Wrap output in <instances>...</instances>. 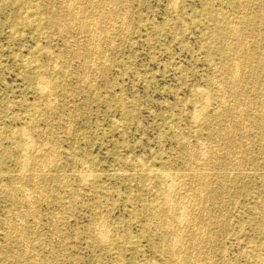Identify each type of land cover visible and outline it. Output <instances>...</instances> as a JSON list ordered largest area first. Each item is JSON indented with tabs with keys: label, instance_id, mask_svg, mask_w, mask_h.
<instances>
[{
	"label": "rangeland",
	"instance_id": "rangeland-1",
	"mask_svg": "<svg viewBox=\"0 0 264 264\" xmlns=\"http://www.w3.org/2000/svg\"><path fill=\"white\" fill-rule=\"evenodd\" d=\"M70 1L0 0V264H264V0H101L106 9L100 0Z\"/></svg>",
	"mask_w": 264,
	"mask_h": 264
},
{
	"label": "bare ground",
	"instance_id": "bare-ground-1",
	"mask_svg": "<svg viewBox=\"0 0 264 264\" xmlns=\"http://www.w3.org/2000/svg\"><path fill=\"white\" fill-rule=\"evenodd\" d=\"M61 1H63V0H61ZM64 1H65V0H64ZM67 1H68V0H67ZM71 1H72V0H71ZM71 1H70V2H71ZM91 1L93 2V0H91ZM98 1H99V0H98ZM100 1H101V0H100ZM112 1H113V0H112ZM112 1H111V2H112ZM120 1H121V0H120ZM231 1H234V0H231ZM239 1H240V0H239ZM239 1H238V2H239ZM244 1H245V0H244ZM70 2H69V3H70ZM79 2H80V1H79ZM86 2H87V1H86ZM92 2H90V3L92 4ZM102 2H103V1H101V4H102ZM240 2H241V1H240ZM71 3H72V2H71ZM93 3H94V2H93ZM108 3H110V2H108ZM108 3H107V4H108ZM112 3H113V2H112ZM118 3H119V1H118ZM76 4H77V3H76ZM79 4H82V3H79ZM83 4H84V3H83ZM91 4H89V5H91ZM101 4L99 3V6H100ZM113 4H114V3H113ZM113 4H111V5H113ZM121 4H122V3H120L119 5H121ZM124 4H125V3H124ZM65 5H66V4H65ZM84 5H86V4H84ZM84 5H83V6H84ZM97 5H98V4H97ZM102 5L104 6V4H102ZM105 5H106V4H105ZM249 5H250V4H249ZM34 6H35V5H34ZM38 6H39V5H38ZM70 6H71V5H70ZM70 6H69V7H70ZM75 6H76V5H75ZM91 6H92V5H91ZM91 6H90V7H91ZM106 6H107V5H106ZM113 6H115V5H113ZM116 6H117V4H116ZM124 6H126V4H125ZM59 7H60V6H59ZM59 7H58V8H59ZM69 7H68V8H69ZM79 7H80V6H79ZM84 7L86 8V6H84ZM107 7H108V6H107ZM122 7H123V5H122ZM242 7H243V6H242ZM68 8H67V9H68ZM72 8H73V7H72ZM77 8H78V7H77ZM93 8H94V7H93ZM97 8H98V6H97ZM100 8H101V7H100ZM117 8H120V6H119V7L117 6ZM117 8H116V9H117ZM240 8H241V6H240ZM75 9H76V8H73V10H75ZM81 9H82V7H81ZM90 9H91V8H90ZM104 9H106L105 6H104ZM104 9H103V10H104ZM116 9H115V11H116ZM125 9H126V8H125ZM125 9H124V10H125ZM127 9H128V8H127ZM244 9H245V8H244ZM250 9H251V7H250ZM250 9H249V10H250ZM65 10H66V7H65ZM65 10H64V11H65ZM71 10H72V9H71ZM97 10H98V9H97ZM100 10H101V9H99L98 11L101 12ZM107 10H108V8H107ZM107 10H106V12H107ZM124 10H123V11H124ZM61 11H62V10H61ZM79 11H80V10H79ZM84 11H85V10H84ZM88 11H89V10H88ZM90 11L93 12L92 14H94V12H95L94 10H90ZM126 11H127V10H126ZM126 11H124V12H126ZM243 11H244V10H243ZM263 11H264V10H263ZM27 12H28V11H27ZM75 12H76V11H75ZM75 12H74V14H75ZM106 12H105V13H106ZM113 12H114V11H113ZM239 12H240V11H239ZM260 12H261V11H260ZM65 13H66V12H65ZM70 13H72V12H70ZM77 13H78V12H77ZM77 13H76V14H77ZM102 13H104V12H102ZM102 13H99V14H102ZM105 13H104V14H105ZM109 13H110V12H109ZM114 13H116V12H114ZM114 13H112V14H114ZM118 13H119V12H118ZM118 13H117V14H118ZM126 13H127V12H126ZM245 13H246V12H245ZM245 13H244V14H245ZM66 14H67V13H66ZM95 14L98 15L97 12H96ZM104 14H103V15H104ZM106 14H107V13H106ZM106 14H105V15H106ZM110 14H111V13H110ZM110 14H108V16H109L108 19H110V16H111ZM117 14H116V15L114 14V16L117 17V16H118ZM241 14H242V13H241ZM68 15H69V14H68ZM71 15H73V14H71ZM82 15L84 16V14H82ZM88 15H89V14H88ZM254 15H255V14H254ZM254 15H253V16H254ZM69 16H70V15H69ZM74 16H75V15H74ZM219 16H220V15H219ZM240 16H241V15H240ZM244 16H246V15H244ZM31 17H32V15H31ZM41 17H42V16H41ZM67 17H68V16H67ZM79 17L81 18L82 16L80 15ZM93 17H94V16H93ZM99 17H100V16H99ZM99 17H98V18H99ZM102 17H103V16H102ZM102 17H101V19H102ZM105 17H106V16H105ZM62 18H65V17L62 16ZM68 18H69V17H68ZM80 18H79V20H80ZM82 18H83V17H82ZM89 18H90V17H89ZM103 18H104V17H103ZM114 18H115V17H114ZM117 18H118V17H117ZM221 18H223V17H221ZM69 19H71V18H69ZM73 19H74V18H73ZM73 19H71V20H73ZM90 19H92V18H90ZM111 19H112V18H111ZM118 19H119V18H118ZM231 19H232V18H231ZM245 19H246V18H245ZM63 20H64V19H63ZM66 20H67V19H66ZM71 20H70V22H71ZM95 20H96V19H95ZM218 20H219V18H218ZM221 20H222V19H221ZM238 20H239V19H238ZM64 21H65V20H64ZM64 21H62V23H63ZM73 21H74V20H73ZM80 21H81V20H80ZM80 21H79V22H80ZM88 21H89V19H88ZM92 21H94V20L92 19ZM92 21H91V23H92ZM104 21H105V20H104ZM109 21H110V20H109ZM112 21H115V20L112 19ZM112 21H111V22H112ZM119 21H120V20H119ZM123 21H124V20H123ZM233 21H234V20H233ZM243 21H244V19H243ZM245 21H246V20H245ZM250 21H251V20H250ZM89 22H90V21H89ZM100 22H101V21H100ZM102 22H103V20H102ZM106 22H108V21H106ZM106 22H105V26H106ZM121 22H122V21H121ZM214 22H215V21H214ZM218 22H219V21H218ZM231 22H232V21H231ZM237 22H238V21H237ZM51 23H52L53 25H57V24H59V19H58V18H52V19H51ZM62 23H60V24H62ZM65 23H66V22H65ZM67 23H68V22H67ZM77 23H78V22H77ZM114 23H115V22H114ZM118 23L120 24V22H118ZM63 24H64V23H63ZM84 24H85V22H84ZM89 24H90V23H89ZM89 24H88V25H89ZM94 24H95V23H94ZM102 24H103V23H102ZM110 24H113V23H109V25H110ZM227 24H228V23H227ZM227 24H226V25H227ZM229 24H230V23H229ZM233 24H234V23H233ZM251 24H252V23H251ZM64 25H66V24H64ZM85 25H86V24H85ZM85 25H84V26H85ZM91 25H92V24H91ZM98 25H99V21H98ZM100 25H101V24H100ZM103 25H104V24H103ZM226 25H225V26H226ZM230 25H231V24H230ZM230 25H229V26H230ZM237 25H239V24H237ZM242 25H243V24H242ZM245 25H246V24H245ZM247 25H248V24H247ZM247 25H246V26H247ZM78 26H80L79 23H78ZM84 26H83V27H84ZM92 26H93V25H92ZM101 26H102V25H101ZM110 26H111V25H110ZM110 26H109V27H110ZM234 26H235V25H234ZM234 26H233V27H234ZM251 26H252V25H251ZM254 26H255V23H254ZM61 27H62V26H61ZM61 27H57V28L59 29V28H61ZM89 27H90L91 29H93L91 26H89ZM98 27L100 28V26H98ZM231 27H232V26H231ZM242 27L244 28V25L241 26V28H242ZM95 28H96V27L94 26V29H95ZM99 28H98V30H97V29H96V30L99 31ZM106 28H107V26H106ZM106 28H105V29L103 28V30L106 31V30H107ZM112 28H113V27H112ZM112 28H111L110 30H112ZM117 28H118V27H117ZM119 28H120V27H119ZM234 28H235V27H234ZM248 28H249V27H248ZM262 28H263V26H262ZM62 29H63V28H62ZM66 29H67V28H66ZM78 29H81V28H78ZM85 29H86V28H85ZM237 29H238V28H236V30H237ZM59 30H60V29H59ZM67 30H68V29H67ZM76 30H77V28H76ZM87 30H88V29H87ZM108 30H109V29H108ZM110 30H109V31H110ZM115 30H116V29H115ZM233 30H234V29H233ZM246 30H247V29H246ZM68 31H69V30H68ZM90 31H91V30H90ZM113 31H114V28H113ZM113 31H110L111 33L109 32L108 34H112ZM227 31H228V30H227ZM39 32H40V31H39ZM92 32H93V34H94V31H92ZM101 32H102V29H101ZM230 32H232V31H230ZM230 32H229V33H230ZM241 32H242V31L240 30V33H241ZM243 32H244V30H243ZM243 32H242V33H243ZM68 33H69V32H68ZM78 33H79V32H78ZM95 33H96V32H95ZM86 34H87V32H86ZM96 34H97V33H96ZM88 35H89V33H88ZM90 35H91V34H90ZM97 35H98V34H97ZM102 35H104V34L102 33ZM102 35H101V36H102ZM235 35H236V34H235ZM240 35H242V34H240ZM82 36H83V35H82ZM85 36H86V35H85ZM93 36H94V35H93ZM93 36L91 35V36H89V37L92 38ZM95 36H96V35H95ZM97 37H98V36H97ZM221 37H222V36H221ZM102 38H103V36H102ZM237 38H238V37H237ZM83 39H84V38H83ZM97 39H98V38H97ZM246 39H247V38H246ZM81 40H82V37H81ZM94 40H96V39H94ZM98 40H99V39H98ZM239 40H240V39H238V41H239ZM249 40H251V39H249ZM109 41H110V40H109ZM226 41H227V40H226ZM226 41H225V42H226ZM240 41H241V40H240ZM240 41H239V42H240ZM243 41H244V40H243ZM79 42H80V41H79ZM86 42H87V41H86ZM222 42H223V41H222ZM233 42H234V41H233ZM77 43H78V41H77ZM83 43H84V42H83ZM88 43H89V44H87L88 46L91 45V44H90V43H91L90 40L88 41ZM100 43H101V41H100ZM102 43H103V40H102ZM104 43H105V42H104ZM226 43H227V42H226ZM244 43H245V42H244ZM247 43H248V40H247ZM258 43H259V42H258ZM71 44H72V43H71ZM94 44H95V42L93 41V45H94ZM96 44H97V43H96ZM237 44H238V43H237ZM239 44H240V43H239ZM73 45H74V44H73ZM75 45H76V44H75ZM78 45L80 46L81 44L78 43ZM87 45H86V46H87ZM100 45H101V44H100ZM224 45H225V44H224ZM245 45H246V44H245ZM247 45H249V44H247ZM95 46H97V45H95ZM98 46H99V45H98ZM221 46H222V45H221ZM228 46H229V45H228ZM241 46H242V42H241ZM258 46H259V45H258ZM81 47H83V46L81 45ZM99 47H100V46H99ZM101 47H102V45H101ZM238 47H239V46H238ZM247 47H248V46H247ZM66 48H67V47H66ZM90 48H91V47H90ZM216 48H217V47H216ZM240 48H241V47H240ZM68 49H69V48H68ZM74 49H76V48H74ZM77 49H78V47H77ZM84 49H85V48H84ZM86 49H87V47H86ZM241 49H242V48H241ZM245 49H246V46H245L244 50H245ZM249 49H250V48H249ZM72 50H73V49H72ZM72 50H71V51H72ZM89 50H90V49H89ZM94 50H95V49H94ZM94 50L92 49L93 52H94ZM100 50H102V49H100ZM226 50H227V48H226ZM250 50H251V49H250ZM250 50H249V52H250ZM86 51H87V50H86ZM237 51H238V50H237ZM251 51H252V50H251ZM36 52H37V51H36ZM76 52H78V51L76 50ZM76 52H75L74 54H76ZM96 52H97V51H95V53H96ZM105 52H106V51H105ZM231 52H232V51H231ZM238 52H239V51H238ZM243 52H244V51H243ZM86 53H87L88 56H89L88 51H87ZM95 53H94V54H95ZM244 53H245V52H244ZM244 53H243V54H244ZM77 54H78V53H77ZM79 54H80V52H79ZM91 54L93 55V53H91ZM97 54H98V56H99V53H97ZM101 54H102V51H101ZM101 54H100V55H101ZM227 54H229V53H227ZM233 54H235V53H233ZM248 54H249V53H248ZM82 55H83V54H82ZM92 55H91V56H92ZM77 56H78V55H77ZM85 56H86V54H85ZM242 56H244V55H242ZM258 56H259V55H258ZM52 57H53V56H52ZM79 57H80V56H79ZM83 57H84V56H83ZM93 57H94V56H93ZM100 57H101V56H100ZM229 57H230V56H229ZM239 57H240V56H239ZM50 58H51V57H50ZM50 58H49V59H50ZM53 58H55V57H53ZM87 58H88V57L86 56V59L84 60V62H85L86 60H88ZM91 58H92V57H91ZM243 58H244V57H243ZM248 58H249V57H248ZM96 59H97V57H96ZM98 59H99V58H98ZM235 59L237 60V58H235ZM239 59H240V58H239ZM239 59H238V61H241V60H239ZM253 59H254V58H253ZM52 60H53V59H52ZM82 60H83V59H82ZM243 60H244V59H243ZM258 60H259V59H258ZM261 60H262V59H261ZM55 61H56V60H55ZM91 61H92V60H91ZM91 61H90V62H91ZM238 61H237V62H238ZM59 62H60V61H59ZM90 62H88V63H90ZM232 62H233V61H232ZM232 62H231V63H232ZM243 62H244V61H242V63H243ZM247 62H248V61H247ZM247 62H246V63H247ZM235 63H236V62H235ZM242 63H241L240 65H242ZM29 64H30V63H29ZM56 64H57V66H59L57 62H56ZM91 64H93V61H92ZM98 64H101V63H98ZM247 64H249V63H247ZM255 64H256V62H255ZM260 64H261V63H260ZM86 65H87V64H86ZM89 65H90V64H89ZM96 65H97V64H96ZM233 65H234V64H233ZM233 65H232V66H233ZM245 65H246V64H245ZM250 65H251V64H250ZM25 66H26V65H25ZM91 66H92V65H91ZM234 66H235V65H234ZM234 66H233V68L236 67V66H235V67H234ZM242 66H243V65H242ZM242 66H241V67H242ZM256 66H257V64H256ZM96 67H97V66H96ZM253 67H254V66H253ZM226 68H227V67H226ZM242 68H243V67H242ZM255 68H256V67H255ZM27 69H28V68H27ZM30 69H31V68H30ZM52 69H53V68H52ZM227 69H228V68H227ZM236 69H237V68H236ZM261 69H262V68H261ZM59 70H60V69H59ZM61 70H62V69H61ZM237 70H238V69H237ZM237 70H236V71H237ZM30 71H31V70H30ZM35 71H36V70H35ZM213 71H214V70H213ZM241 71H242V70H241ZM241 71H240V73H241ZM234 72H235L234 69H232V71H230V73H231L232 75L234 74ZM246 72H247V71H246ZM64 73H65V72H64ZM222 73H223V72H222ZM235 74H236V73H235ZM42 75H43V74H42ZM60 75H61V73H60ZM63 75H64V74H63ZM66 75H67V74H66ZM236 75H237V74H236ZM246 75H247V74H246ZM84 76H85V75H84ZM84 76H82V77H84ZM219 76H220V75H219ZM234 76H235V75H234ZM234 76H232V77L234 78ZM253 76H254V75H253ZM39 77H40V76H39ZM39 77H38V78H39ZM41 77H42V76H41ZM47 77H48V75H47ZM227 77H228V76H227ZM229 77L231 78L230 75H229ZM239 77H241L240 74H239ZM244 77H245V76H244ZM38 78H37V79H38ZM219 78H220V77H219ZM230 78H229V82H228V83H230V81H231ZM235 78H236V77H235ZM81 79H82V78H81ZM84 79H86V78L84 77ZM84 79H83V81H81V80H80V81L83 83V82H84ZM227 79H228V78H227ZM39 80H40V79H39ZM50 80H51V79H50ZM241 80H242V77H241ZM247 80H248V79H247ZM52 81H53V80H52ZM85 81H86V80H85ZM226 81H228V80H226ZM236 81H237V80H236ZM236 81H235V83H236ZM41 82H43L42 85H41V87H42L43 85H45L44 83H45L46 81H41V80H40L39 83H41ZM47 82H48V81H47ZM231 82H233V81H231ZM238 82H240L239 79H238ZM243 82H244V81H243ZM243 82H241V85H243ZM39 83H38V84H39ZM215 83H216V82H215ZM252 83H253V82H252ZM230 84H231V83H230ZM244 84H245V83H244ZM255 84H256V83H255ZM214 85H215V84H214ZM216 85H217V84H216ZM225 85H226V84H225ZM228 85H229V84H228ZM237 85H238V84H237ZM252 85H253V84H252ZM39 86H40V84H39ZM45 86H46V85H45ZM55 86H56V85H55ZM217 86H218V85H217ZM253 86H254V85H253ZM214 87H215V86H214ZM223 87H224V86H223ZM231 87H232V86H231ZM240 87H241V86H240ZM247 87H248V85H247ZM250 87H252V86H250ZM42 88H44V87H42ZM236 88H238V87H236ZM243 88H244V87H243ZM245 88H246V87H245ZM44 89H45V88H44ZM58 89H59V88H58ZM220 89H221V88H220ZM223 89H224V88H223ZM229 89L231 90L230 87H229ZM229 89H228V90H229ZM232 89H233V87H232ZM250 89H251V88H250ZM201 90H203V89H201ZM226 90H227V89H226ZM233 90H234V89H233ZM240 90H241V89H240ZM244 90H245V89H244ZM248 90H249V89H248ZM39 91H40V90H38V92H39ZM41 91H42V90H41ZM236 91H237V90H236ZM242 91H243V90H242ZM242 91H241V92H242ZM42 92H43V91H42ZM202 92H205V90L202 91ZM224 92H225V91H224ZM229 92H231V91H229ZM239 92H240V91H239ZM250 92H251V91H250ZM257 92H258V91H257ZM217 93H218V92H217ZM222 93H223V92H222ZM233 93H235V92L233 91V92L231 93V95L234 96L235 94H233ZM220 94H221V90H220ZM238 94H239V93H238ZM238 94H237V95H238ZM246 94H247V93H245V95H246ZM252 94H253V93H252ZM48 95H51V94H49V92H48ZM203 95H204V94H203ZM218 95H219V93H218ZM221 95H223V94H221ZM227 95H228V91H227ZM231 95H230V96H231ZM237 95H235V96H237ZM197 96H198V94H197ZM205 96H206V95H205ZM215 96H217V95H215ZM233 96H231V98H233ZM246 96H247V95H246ZM49 97H50V96H49ZM52 97H53V96H52ZM52 97H51V99H52ZM201 97H203V96H201ZM201 97H200V98H201ZM218 97H219V96H218ZM222 97H223V96H222ZM42 98H43V97H42ZM46 98H48V97H46ZM196 98H197V97H196ZM200 98H199V99H200ZM205 98H206V97H205ZM220 98H221V96H220ZM226 98L228 99V97H226ZM234 98H235V97H234ZM234 98H233V99H234ZM203 99H204V97H203ZM206 99H207V98H206ZM223 99H224V98H223ZM223 99H222V100H223ZM237 99H238V97H237ZM240 99H241V97H240ZM240 99H239V100H240ZM217 100H218V99H217ZM219 100H220V99H219ZM219 100H218V104H219ZM222 100H221V101H222ZM241 100H243V99H241ZM251 100H252V99H251ZM251 100H250V101H251ZM201 101H202V100H201ZM205 101H206L205 103L208 102L207 100H205ZM211 101H212V100H211ZM215 101H216V100H215ZM228 101H229V99H228ZM228 101H227V102H228ZM232 101H235V100H232ZM243 101H244V100H243ZM243 101H242V102H243ZM53 102H54V101H53ZM196 102H197V101H196ZM203 102H204V101H203ZM39 103H40V102H39ZM231 103L233 104V102H231ZM240 103H241V102H240ZM244 103H245V101H244ZM246 103H247V102H246ZM47 104H48V101H47ZM52 104H53V103H52ZM195 104H196V103H195ZM200 104H202V103L200 102ZM220 104H221V103H220ZM236 104H237V103H236ZM252 104H253V103H252ZM48 105H49V104H48ZM203 105H204V104H203ZM216 105H217V104H216ZM222 105H223V104H222ZM226 105H227V104H226ZM228 105H229V104H228ZM230 105H231V104H230ZM239 105H240V106H238V105H237V106H238V108L240 109L241 104H239ZM243 105H244V104H242V106H243ZM250 105H251V104H250ZM45 106H46V105H45ZM246 106H247V105H246ZM49 107H50V106H49ZM194 107H195V106H194ZM196 107H197V105H196ZM196 107H195V108H196ZM203 107H204V106H203ZM217 107H218V106H217ZM222 107H223V106H222ZM231 107H232V106H231ZM233 107H234V106H233ZM243 107H244V106H243ZM35 108H36V107H35ZM195 108L193 109V111H194V110H197V109H195ZM204 108H205V107H204ZM206 108H207V107H206ZM236 108H237V107H236ZM245 108H246V107H245ZM233 109H234V108H232V110H233ZM51 110H52V108H51ZM200 110H201V109H200ZM200 110L198 109V112H199ZM213 110H214V109H213ZM216 110H217L216 113L219 114L218 109H216ZM219 110H220V109H219ZM229 110H230V109H228V110L226 109V111H228V112H229ZM237 110H238V109H237ZM249 110H251V109H249ZM224 111H225V110H224ZM243 111L246 112L245 109H243ZM47 112H48V111H47ZM49 112H50V110H49ZM51 112H52V111H51ZM198 112H197V113H198ZM200 112H201V111H200ZM200 112H199V113H200ZM211 112H213V111H211ZM233 112H234V111H233ZM236 112H237V111H236ZM236 112H235V113H236ZM197 113H196V114H197ZM216 113H215V114H216ZM221 113H222V112H221ZM221 113H220V114H221ZM208 114H209V113H208ZM211 114H212V113H211ZM215 114H214V115H215ZM222 114H223V113H222ZM222 114H221V115H222ZM238 114H240V113H238ZM247 114H248V113H247ZM254 114H255V113H254ZM197 115H198V114H197ZM209 115H210V114H209ZM212 115H213V114H212ZM228 115H229V114H227V116H228ZM235 115H236V114H235ZM241 115H243V112H242ZM244 115H245V114H244ZM50 116H51V115H50ZM201 116H202V115H201ZM218 116L220 117V115H218ZM222 116H223V115H222ZM222 116H221V118H222ZM233 116H234V114H233ZM238 116H239V115H238ZM48 117H49V116H48ZM193 117H194V112H193ZM193 117H192V118H193ZM202 117H203V116H202ZM215 117H216V116H215ZM215 117H213V118H215ZM219 117H218V119H219ZM45 118H46V116H45ZM196 118H197V117H196ZM42 119H43V118H42ZM225 119H226V115H225ZM233 119H234V118H233ZM235 119H236V116H235ZM240 119H241V117L239 118V121H240ZM245 119H246V116H245ZM193 120H194V119H193ZM210 120H211V119H210ZM213 120H214V119H213ZM227 120L229 121V118H228ZM227 120H225V121H227ZM241 120H242V119H241ZM249 120H250V119H249ZM218 121L220 122V120H218ZM230 121H231V120H230ZM239 121H238V122H239ZM243 121H244V118H243ZM195 122H196V119H195ZM231 122H232V121H231ZM238 122H237V123H238ZM241 122H242V121H241ZM209 123H210V122H209ZM229 123H230V122H229ZM242 123H243V122H242ZM242 123H240V124H238V125H242ZM226 124H227V122H226ZM226 124H225V125H226ZM231 124H232V123H231ZM244 124H245V123H244ZM247 124H248V123H247ZM221 125H222V123H221ZM223 125H224V124H223ZM251 125H252V124H251ZM251 125H249V126H251ZM228 126H230V124L227 125V127H228ZM233 126H234V125H232L231 127H233ZM242 126H243V125H242ZM246 126H247V125H246ZM260 126H261V125H260ZM222 127H223V126H222ZM224 127L226 128V126H224ZM244 127H245V126H243V128H244ZM238 128H239V127H238ZM222 129H223V128H222ZM248 129H249V127H248ZM258 129H259V127H258ZM217 130H218V129H217ZM225 130H226V129H225ZM235 130H236V128H234V130H232V131H235ZM244 130H245V129H244ZM246 130H247V128H246ZM214 131H215V130H214ZM214 131H213V132H214ZM176 132L178 133V131H176ZM181 132H182V131H181ZM223 132H224V130H223ZM223 132H222V133H223ZM225 132H227V130H226ZM238 132H239V131H238ZM248 132H249V131H248ZM214 133H215V132H214ZM222 133H221V135H222ZM227 133H228V132H227ZM239 133H240V132H239ZM245 133H246V132H245ZM233 134H234V133H233ZM235 134H236V133H235ZM247 134H248V133H247ZM253 134H254V133H253ZM20 135H21V134H20ZM177 135H178V134H177ZM180 135H183V134H180ZM206 135H207V133H206ZM223 135H224V134H223ZM229 135H230V134H229ZM231 135H232V134H231ZM231 135H230V136H231ZM239 135H240V134H239ZM242 135H243V134H242ZM244 135H245V134H244ZM21 136H22V135H21ZM208 136H209V135H208ZM215 136H216V135H215ZM215 136H214V137H215ZM225 136H226V135H225ZM247 136H248V135H247ZM251 136H252V134H251ZM256 136H257V135H256ZM180 137H181V136H180ZM180 137H179V138H180ZM236 137H237V136H236ZM21 138H22V137H21ZM183 138H184V137H183ZM201 138H202V137H201ZM216 138H217V137H216ZM222 138H225V137H222ZM227 138H229V136H228ZM232 138H234V137H232ZM23 139H25V138H23ZM204 139H205V138H204ZM213 139H214V138H213ZM235 139L237 140V138H235ZM240 139H241V138H240ZM244 139H245V138H244ZM26 140H27V139H26ZM50 140H51V139H50ZM182 140H183V139H182ZM184 140H186V138H184ZM222 140H223V139H222ZM245 140H248V139H245ZM253 140H254V139H253ZM29 141H30V139H29ZM209 141H210V140H209ZM228 141H231V140L228 139ZM248 141H249V140H248ZM248 141H247V142H248ZM250 141H251V140H250ZM21 142H22V140H21ZM31 142H32V141H31ZM212 142L214 143L213 140H212ZM212 142H211V143H212ZM224 142H225V141H224ZM242 142H243V141H242ZM22 143H23V142H22ZM28 143H29V142H28ZM207 143H208V142H207ZM213 143H212V144H213ZM217 143H218V142H217ZM220 143H221V141H220ZM227 143H228V142H227ZM18 144H19V142H18ZM29 144H31V143H29ZM42 144H43V143H42ZM184 144H185V141H184ZM212 144L209 145L210 147H208V148L211 149ZM218 144H219V143H218ZM232 144H233V143H232ZM244 144H245V143H244ZM22 145H24V144H22ZM35 145H36V144H35ZM53 145H54V143H53ZM186 145H187V144H186ZM198 145H199V144H198ZM200 145H202L201 142H200ZM214 145H216V144H214ZM214 145H213V146H214ZM219 145H220V144H219ZM225 145H226V144H225ZM227 145H228V144H227ZM230 145H231V144H230ZM25 146H26V145H25ZM25 146H24V147H25ZM48 146H49V145H48ZM213 146H212V148H213ZM221 146H223L224 149H225V146H224L223 144H222ZM233 146H235V145H233ZM13 147H14V146H13ZM46 147H47V146H46ZM49 147L51 148V146H49ZM54 147H55V146H54ZM198 147H199V146H198ZM202 147H203V145H202ZM228 147H229V146H228ZM39 148H40V147H39ZM44 148H45V147H44ZM206 148H207V147H206ZM214 148H216L215 151L217 152V148H218V146H217V147L214 146ZM245 148H246V145H245ZM21 149H23V148H21ZM25 149H26V148H25ZM25 149H23L22 151H24ZM29 149H30V148H29ZM33 149H34V148H33ZM40 149H41V148H40ZM47 149H48V148H47ZM187 149H188V147H187ZM187 149H186V150H187ZM198 149H201V147L198 148ZM210 149H209V150H210ZM220 149H221V148H220ZM226 149H227V147H226ZM228 149H230V148H228ZM238 149H239V148H238ZM243 149H244V148H243ZM26 150H27V149H26ZM51 150H52V149H51ZM194 150H195V149H194ZM213 150H214V149H213ZM221 150H222V149H221ZM29 151H31V150H29ZM35 151H36V149H35ZM41 151H42V149H41ZM49 151H50V150H49ZM201 151H202V150H201ZM203 151H204V150H203ZM206 151H207V150H206ZM218 151H219V149H218ZM222 151H224V150H222ZM228 151H229V150H228ZM233 151H234V150H233ZM236 151H237V150H236ZM239 151H241V149H240ZM246 151H248V150L246 149ZM17 152H18V150H17ZM31 152H32V151H31ZM47 152H48V150H47ZM53 152H54V151H53ZM190 152H191V151H190ZM196 152H198V151H196ZM220 152H221V151H220ZM220 152H219V153H220ZM224 152H225V151H224ZM231 152H232V151H231ZM241 152H242V151H241ZM8 153H9V152H8ZM26 153H27V152H26ZM26 153L23 152V154H25V155H26ZM28 153H29V152H28ZM33 153H34V152H33ZM50 153H52V152L50 151ZM50 153H49V154H50ZM199 153H201V152H199ZM209 153H210V152H209ZM221 153H222V152H221ZM221 153H220V154H221ZM226 153H227V152H226ZM229 153H230V152H229ZM247 153H248V152H247ZM17 154H19V153H17ZM21 154H22V153L20 152L19 157H21V156H20ZM29 154H30V153H29ZM29 154H28V155H29ZM31 154H32V153H31ZM41 154H43V153H41ZM192 154H193V153H192ZM194 154H195V153H194ZM213 154H214V153H213ZM220 154H219V155H220ZM227 154H228V153H227ZM237 154L242 156V154H240V153H237ZM2 155H3V153H2ZM5 155H6V154H5ZM15 155H16V154H15ZM46 155H48V154H46ZM52 155H54V154H52ZM200 155H202V154H200ZM214 155H215V154H214ZM221 155H222V154H221ZM224 155H225V153H224ZM231 155H232V154H231ZM231 155H228L229 158H230ZM244 155H245V154H244ZM16 156H17V155H16ZM16 156H15V158H16ZM26 156H27V155H26ZM206 156H208V155L206 154ZM210 156L212 157V155H210ZM216 156H217V154H216ZM226 156H227V155H226ZM233 156H234V154H233ZM12 157H13V156H12ZM23 157H24V156H23ZM47 157H48V156H47ZM50 157H51V156H50ZM192 157H193V156H192ZM213 157H215V156H213ZM213 157H212V159H213ZM224 157H225V156H224ZM238 157H239V156H237V157L235 158V160H236ZM248 157H249V156H248ZM29 158L31 159L32 157H29ZM33 158H34V155H33ZM52 158H53V157H52ZM196 158H200V157H196ZM222 158H223V157H222ZM226 158H227V157H226ZM229 158H228V159H229ZM246 158H247V157H246ZM246 158H245V159H246ZM20 159H21V158H20ZM20 159H19V161H20ZM25 159H28V157L25 158ZM35 159H36V157H35ZM37 159H38V158H37ZM41 159H42V158H40V161H41ZM45 159H47V158H45ZM48 159H49V157H48ZM205 159H206V158H205ZM207 159H208V158H207ZM209 159H210V158H209ZM219 159H220V158H219ZM230 159H232V157H231ZM240 159H241V158H240ZM16 160H17V159H16ZM16 160H15V161H16ZM21 160H22V159H21ZM38 160H39V159H38ZM202 160H203V159H202ZM216 160H217V159H216ZM216 160H215V161H216ZM232 160H234V158H233ZM237 160H238V159H237ZM237 160H236V161H237ZM249 160H250V157H249ZM33 161H34V160H33ZM33 161H32V162H33ZM45 161L47 162V160H45ZM203 161H204V160H203ZM203 161H202V162H203ZM211 161H212V160H211ZM213 161H214V160H213ZM213 161H212V162H213ZM215 161H214V162H215ZM239 161H240V160H239ZM16 162H18V161H16ZM21 162H23L22 164H24L25 161L22 160ZM26 162H27V160H26ZM46 162H45V163H46ZM50 162H51V161H50ZM204 162H207V161H204ZM209 162H210V161H209ZM209 162H208V163H209ZM217 162H218V161H217ZM219 162H220V161H219ZM234 162H235V161H234ZM45 163H44V164H45ZM83 163H84V162H83ZM138 163H139V161H138ZM140 163H141V162H140ZM140 163H139V165H140ZM224 163H225V162H224ZM235 163H236V162H235ZM235 163H234V164H235ZM242 163H243V162H242ZM49 164H50V163H49ZM49 164H48V165H49ZM123 164H124V163H123ZM218 164H221V163H218ZM25 165H26V164H25ZM36 165H37V164H35V166H36ZM41 165H43V162H42ZM41 165H40V166H41ZM48 165H46V166H48ZM135 165H136V164H135ZM210 165H211V164H210ZM222 165H223V164H222ZM225 165H226V164H225ZM16 166H17V164H16ZM35 166H34V167H35ZM44 166H45V165H44ZM195 166H196V165H195ZM216 166H217V165H216ZM219 166H220V165H219ZM230 166H231V165H230ZM233 166H234V165H233ZM233 166H232V167H233ZM21 167H25V166H22V165H21ZM38 167H39V166H38ZM87 167H88V166H87ZM199 167L201 168V166H199ZM199 167H198V168H199ZM204 167H205V166H202V168H204ZM208 167H209V166H208ZM210 167H211V166H210ZM210 167H209V168H210ZM217 167H218V166H217ZM223 167H224V166H223ZM232 167H231V168L229 167L230 170H231V169L233 170ZM235 167H237V164H236ZM135 168H136V167H135ZM198 168L196 167V169H198ZM205 168H207V167H205ZM205 168H204V169H205ZM211 168H212V167H211ZM218 168H219V167H218ZM220 168H221V167H220ZM226 168H227V167H226ZM19 169H20V168H19ZM19 169H18V170H19ZM39 169H40V168H39ZM39 169H38V170H39ZM42 169H43V168H42ZM20 170H21V169H20ZM33 170H34V169H33ZM38 170H37V171H38ZM43 170H44V169H43ZM50 170H51V169H50ZM54 170H55V169H54ZM87 170H88V168H87ZM200 170H201V169H200ZM213 170H214V169H213ZM218 170H219V169H218ZM230 170H229V171H230ZM21 171H22V170H21ZM26 171H27V170H26ZM30 171H31V170H30ZM35 171H36V170H35ZM40 171H41V170H40ZM40 171H39V172H40ZM47 171H48V170H47ZM76 171H77V170H76ZM84 171H85V170H84ZM193 171H194V170H193ZM193 171H192V172H193ZM202 171H203V170H202ZM207 171H208V170H207ZM215 171H216V169H215ZM219 171H220V170H219ZM236 171H237V168H236ZM17 172H18V171H17ZM33 172H34V171H33ZM53 172H54V171H53ZM79 172L81 173V171H78L77 174H79ZM90 172H91V171H90ZM90 172H87L86 174H88V173H90ZM211 172H212V171H211ZM211 172H210V173H211ZM216 172H217V171H216ZM220 172H221V171H220ZM233 172H234V171H233ZM237 172H238V171H237ZM239 172H240V171H239ZM40 173H41V172H40ZM40 173H39V174H40ZM50 173H51V171H50ZM132 173H133V172H132ZM140 173H141V172H140ZM149 173L151 174L152 171L150 170ZM160 173H161V172H160ZM164 173H167V172H164ZM164 173H163V175H164ZM169 173H170V172H169ZM184 173H187V172H184ZM193 173H194V172H193ZM201 173H202V172H201ZM212 173H213V172H212ZM218 173H219V172H218ZM221 173H222V172H221ZM225 173H227V172H225ZM26 174H27V173H26ZM30 174H31V173H30ZM52 174H53V173H52ZM61 174H62V173H61ZM92 174H93V173H92ZM138 174H139V173H138ZM147 174H148V171H147ZM161 174H162V173H161ZM167 174H168V173H167ZM174 174H175V173H174ZM228 174H229V173H228ZM17 175H18V174H17ZM24 175H25V174H24ZM192 175H193V174H192ZM196 175H199V174H196ZM211 175H212V174H211ZM221 175H222V174H221ZM221 175H220V176H221ZM225 175H226V174H225ZM229 175H230V174H229ZM237 175H238V174H237ZM63 176H64V175H63ZM144 176H145V175H144ZM157 176H158V175H157ZM164 176H165V175H164ZM168 176H169V175H167V177H168ZM171 176H172V175H171ZM178 176H180V175H178ZM186 176H187V175H186ZM199 176H200V175H199ZM204 176L207 177V175H204ZM215 176H217V173H216ZM227 176H228V175H227ZM235 176H236V175H235ZM43 177H45V176H43ZM46 177H47V176H46ZM54 177H55V176H54ZM153 177H154V176H153ZM161 177H162V179H161V178H160V179L163 180L164 177H163L162 175H161ZM183 177H184V176H183ZM200 177L202 178V176H200ZM221 177H222V176H221ZM239 177H240V175H239ZM239 177H238V178H239ZM22 178H23V177H22ZM32 178H33V176H32ZM79 178H80V176H79ZM85 178H86V177H85ZM87 178H88V177H87ZM149 178L151 179V176H149L148 179H149ZM158 178H159V177H158ZM165 178H166V177H165ZM171 178H172V177H171ZM171 178H170V179H171ZM193 178H194V176H193ZM193 178H192V179H193ZM210 178H211V177L208 176V179H210ZM214 178H215V177H214ZM225 178H226V177H225ZM36 179H37V178H36ZM150 179H149V180H150ZM152 179H153V178H152ZM175 179H176V177H175ZM177 179H178V178H177ZM186 179H187V178H186ZM186 179H185V180H186ZM195 179H196V177H195ZM199 179H200V178H199ZM203 179H207V178H203ZM208 179H207V180H208ZM211 179H212V178H211ZM211 179H210V180H211ZM218 179H219V177H218ZM220 179H221V178H220ZM86 180H87V179H86ZM86 180L84 179L83 181L85 182ZM165 180H167V179H165ZM179 180H180V179H179ZM179 180H178V181H179ZM200 180H202V179H200ZM200 180H199V181H200ZM215 180H216V179H215ZM221 180H223V179H221ZM234 180H235V179H234ZM27 181H28V180H27ZM31 181H32V180H31ZM38 181H39V180H38ZM38 181H37V182H38ZM42 181H43V180H42ZM44 181H45V179H44ZM59 181H60V180H59ZM81 181H82V180H81ZM83 181H82V183H83ZM90 181H91V180H90ZM90 181H89V182H90ZM94 181H95V180H94ZM178 181H177V182H178ZM187 181H188V180H187ZM194 181H195V180H194ZM199 181L196 180L197 183H198ZM224 181H225V180H224ZM224 181H223V182H224ZM226 181H227V183H228V180H226ZM226 181H225V182H226ZM231 181H232V180H231ZM235 181H236V180H235ZM237 181H238V180H237ZM39 182H40V181H39ZM89 182H88V183H89ZM160 182H161V181H160ZM160 182H159V183H160ZM165 182H166V181H165ZM174 182H175V181H174ZM189 182H190V181H189ZM189 182H188V183H189ZM192 182H193V180H192ZM204 182H205V181H204ZM204 182H203V183H204ZM211 182H212V180H211ZM214 182H215V181H214ZM219 182H220V180H219ZM221 182H222V181H221ZM223 182H222V183H223ZM33 183H35V182L33 181ZM33 183L31 184L32 187H33V185H35V184H33ZM42 183H43V182H42ZM47 183H48V182H47ZM94 183H95V182H94ZM159 183H158V187H159ZM193 183H194V182H193ZM205 183H207V181H206ZM91 184H92V183H91ZM175 184H176V182H175ZM180 184H181V182H180ZM195 184H196V183H195ZM198 184H200V182H199ZM201 184H202V181H201ZM212 184H213V183H212ZM212 184H211V185H212ZM224 184H225V183H224ZM5 185H6V184H5ZM39 185L42 186V184H39ZM39 185H38V186H39ZM169 185H171V187H173V185H172L171 183H170ZM169 185H167L166 188H167ZM178 185H179V184H178ZM178 185H177V186H178ZM181 185H182V184H181ZM184 185H185V184H184ZM190 185H192V183H190ZM193 185H194V184H193ZM209 185H210V184H209ZM209 185H208V187H209ZM219 185H221V183H220ZM23 186H24V183H23ZM27 186H28V185H27ZM50 186H51V185H50ZM197 186H199V185H197ZM206 186H207V185H206ZM206 186H205V188H206ZM169 187H170V186H169ZM190 187H191V186H189V188H190ZM202 187H204V186H202ZM220 187H221V186H220ZM224 187H225V185H224ZM224 187H221V189H222V188L224 189ZM226 187H227V185H226ZM30 188H31V187H30ZM33 188H34V187H33ZM33 188H32V190H33ZM35 188H36V187H35ZM39 188H40V187H39ZM187 188H188V187H186V189H187ZM193 188H194V187H193ZM193 188H191V190H193ZM205 188H203V190H204ZM214 188H215V187H214ZM217 188H218V187H217ZM0 189H2V188H0ZM24 189H26V188H24ZM161 189H163V187H161ZM186 189H185V190H186ZM210 189H211V187H210ZM210 189H209V190H210ZM212 189H213V187H212ZM19 190H20V189H19ZM199 190H201V186H200V189H199ZM209 190H208V193H209V196H210V192H211V191L209 192ZM218 190H219V189H218ZM5 191H7V190H5ZM34 191H35V190H34ZM36 191H37V189H36ZM165 191H166V190H165ZM169 191H170V190H169ZM175 191H176V192L178 191V190L176 189V187H175ZM175 191H174V192H175ZM196 191H197V189H196ZM196 191H195V192H196ZM204 191H205V190H204ZM1 192H2V190H1ZM8 192H9V191H8ZM25 192H26V191H25ZM160 192H162V191H160ZM176 192H175V193H176ZM181 192H182V191H181ZM198 192H199V191H198ZM198 192H197V193H198ZM214 192H215V191H214ZM216 192H217V191H216ZM220 192H221V191H220ZM2 193H4V192H2ZM34 193H36V192H34ZM38 193H39V191H38ZM40 193H41V191H40ZM43 193H44V192H43ZM162 193L164 194V191H163ZM166 193H167V192H166ZM175 193H174L173 195H175ZM187 193H190V192L187 191ZM191 193H192V192H191ZM199 193H200V192H199ZM199 193H198V194H199ZM202 193H203V192H202ZM202 193H201V194H202ZM26 194H29V192H27ZM102 194H103V193H102ZM167 194H168V193H167ZM181 194H182V193H181ZM181 194H180V197H181ZM185 194H186V191H185ZM194 194H195V193H194ZM198 194H197V195L195 194V197H194V198H196V196H199V195H200V194H199V195H198ZM6 195H7V194H6ZM29 195H30V194H29ZM35 195H36V194H35ZM38 195H39V194H38ZM75 195H76V194H75ZM171 195H172V194H171ZM182 195H183V194H182ZM189 195H191V194H189ZM212 195H213V194H212ZM218 195H219V194H218ZM220 195H221V194H220ZM8 196H9V195H8ZM14 196H15V195H14ZM24 196H27V195L24 194ZM39 196H40V195H39ZM159 196H161V195H159ZM187 196H188V195H187ZM192 196H193V195H192ZM192 196L189 197V198L192 199V198H193ZM214 196H216V195H214ZM27 197H28V196H27ZM163 197H165V201H168V200H167V199H168V198H167V195H166V196L164 195ZM174 197H175V196H174ZM177 197H178V196H176V198H177ZM185 197H186V196H184V198H185ZM33 198L35 199V196H34ZM161 198H162V197H161ZM189 198H188V199H189ZM204 198H205V197L201 198V201H202ZM211 198H213V197H211ZM211 198H210V199H211ZM25 199H26V198H25ZM28 199H29V198H28ZM36 199H37V198H36ZM174 199H175V198H174ZM178 199H179V198H178ZM181 199H182V198H181ZM181 199H180V200H181ZM186 199H187V198H186ZM186 199H185V200H186ZM188 199H187V200H188ZM196 199H197V198H196ZM198 199H199V197H198ZM206 199H207V197H206ZM210 199H208V201H209ZM215 199H216V198H215ZM218 199H220V198H218ZM163 200H164V198H163ZM172 200H173V199H172ZM176 200H177V199H176ZM176 200H175V201H176ZM180 200H177V201H180ZM185 200H184V201H185ZM187 200H186V201H187ZM189 200H190V199H189ZM193 200H195V199H193ZM204 200H205V199H204ZM213 200H214V199H213ZM21 201H23V200H21ZM35 201H36V200H35ZM35 201L33 200V203H34ZM73 201H74V200H73ZM158 201H159V199H158ZM173 201H174V200H173ZM182 201H183V200H182ZM196 201H197V200H196ZM215 201H216V200H215ZM19 202H20V201H19ZM19 202H18V203H19ZM26 202H27V199H26ZM28 202H29V201H28ZM160 202H161V201H160ZM189 202H190V201H189ZM191 202H195V201H191ZM209 202H210V201H209ZM211 202H212V201H211ZM33 203H32V204H33ZM173 203H174V202H173ZM175 203H177V202H175ZM175 203H174V204H175ZM183 203H184V202H183ZM185 203H186V202H185ZM196 203H198V202H196ZM212 203H213V202H212ZM25 204H26V203H25ZM29 204H30V203H29ZM163 204H165V203H163ZM188 204H189V203H188ZM200 204H201V203H200ZM200 204H199V205H200ZM204 204H206L205 207L208 206L207 203H203V202H202L201 205H204ZM215 204H216V203H215ZM153 205H154V204H153ZM157 205H158V204H157ZM157 205H156V206H157ZM176 205L178 206V203H177ZM179 205H180V204H179ZM186 205H187V204H184V206H186ZM190 205H191V204H190ZM196 205H197V204H196ZM196 205H194V203L192 204V206H196ZM201 205H200V206H201ZM27 206H29V205H27ZM31 206H32V205H31ZM31 206H30V207H31ZM149 206H150V204H149ZM154 206H155V205H154ZM169 206H170V204H169ZM187 206H188V205H187ZM200 206H199V208H200ZM212 206H213V205H212ZM212 206H210V207H212ZM159 207H160V206H158V208H159ZM196 207H198V206H196ZM203 207H204V206H203ZM208 207H209V206H208ZM208 207L206 208V210L208 209ZM148 208H149V207H148ZM179 208H180V207H178V209H179ZM191 208H192V207H191ZM149 209H151V208H149ZM170 209H171V208H170ZM170 209H169V210H170ZM182 209H183V208H182ZM193 209H194V208H193ZM29 210H30V209H29ZM101 210H102V209H101ZM154 210L158 211V209H156V208H155ZM180 210H181V209H180ZM184 210H185V209H183V211H184ZM198 210H199V209H198ZM200 210H201V209H200ZM206 210L204 209V212H205ZM209 210H210V209H209ZM209 210H207V211L209 212ZM145 211H146V210H145ZM151 211H152V210H151ZM167 211H168V210H167ZM170 211H171V210H170ZM190 211H191V210H190ZM202 211H203V210H202ZM29 212H30V211H29ZM29 212H28V213H29ZM100 212H101V211H100ZM154 212H155V211H154ZM175 212H176V211H175ZM199 212H200V211H199ZM25 213H27L26 210H25ZM149 213H150V215H151V212H149ZM168 213H169V212H168ZM168 213H165V214H168ZM177 213H178V211H177ZM177 213L175 214V217L177 216ZM191 213H193V215H195V214H194V211L191 212ZM213 213H214V212H213ZM163 214H164V213H163ZM163 214H162V215H163ZM169 214H170V213H169ZM178 214H179V213H178ZM197 214H199V213L197 212ZM203 214H204V213H203ZM203 214H202V215H203ZM205 214H206V213H205ZM23 215H25V214H23ZM173 215H174V214H173ZM180 215H181V214H180ZM193 215H192L191 217H196V216H193ZM206 215H209V213L206 214ZM160 216H161V215H160ZM168 216H169V215H167V217H168ZM187 216H188V215H187ZM189 216H190V214H189ZM150 217H151V216H150ZM153 217H154V216H153ZM156 217L159 218V216H156ZM175 217H173L174 220H175ZM177 217H178V216H177ZM179 217H180V216H179ZM198 217H199V215H198ZM202 217H203V216H202ZM205 217H206V216H205ZM186 218H188V217H186ZM166 219H167V218H166ZM166 219H165V220H166ZM178 219H179V218H178ZM192 219H193V218H192ZM195 219H196V218H195ZM197 219H199V218H197ZM202 219H203V218H202ZM212 219H214V218H211V220H212ZM149 220H150V219H149ZM151 220H152V219H151ZM185 220H186V219H185ZM205 220H207V219H205ZM205 220H204V221H205ZM208 220H209V219H208ZM211 220H210V221H211ZM215 220H216V218H215ZM182 221H183V220H182ZM196 221H197V220H196ZM196 221L194 220V222H196ZM217 221H218V220H217ZM20 222H21V221H20ZM20 222H19V223H20ZM159 222H161V221H159ZM159 222H158V223H159ZM165 222H166V221H165ZM171 222H172V220H171ZM180 222H181V221H180ZM191 222H192V221H191ZM198 222H199V221H198ZM200 222H201V221H200ZM202 222H203V221H202ZM206 222H207V221H206ZM211 222H213V221H211ZM211 222H210V223H211ZM17 223H18V222H17ZM17 223H16V224H17ZM150 223H151V222H150ZM178 223H179V220H178ZM210 223H209V224H210ZM102 224H103V223H102ZM161 224H162V222H161ZM165 224H166V225H165L164 227H165V228H168V227H166V226H167V223H165ZM168 224H169V220H168ZM171 224H173V223H171ZM200 224H201V223H200ZM205 224H206V223H205ZM205 224H204V226H205ZM213 224H214V223H213ZM17 225H18V224H17ZM23 225H24V224H23ZM25 225H26V224H25ZM27 225H28V224H27ZM92 225H93V224H92ZM100 225H101V224H100ZM103 225H104V224H103ZM174 225H175V224H174ZM179 225H180V224H179ZM184 225H187V224H184ZM184 225H183V226H184ZM193 225H194V224H193ZM206 225H208V224H206ZM210 225H211V224H210ZM19 226H20V224H19ZM160 226H161V225H160ZM183 226L181 227V231H183V230H182V229H183ZM194 226H195V225H194ZM200 226L203 227L202 224H201ZM14 227L17 228L16 226H14ZM29 227H30V226H29ZM99 227H100V226H99ZM157 227H158V226H157ZM172 227H173V226H172ZM176 227H177V226H176ZM190 227H192V224H191ZM195 227H196V226H195ZM201 227H200V228H201ZM205 227H206V226H205ZM208 227H209V226H208ZM208 227H207V228H208ZM18 228H20V227H18ZM18 228H17V229H18ZM23 228H24V227H23ZM25 228H26V227H25ZM158 228H159V227H158ZM161 228H162V227H161ZM174 228H175V227H174ZM192 228H193V227H192ZM209 228H210V227H209ZM209 228H208V230H209ZM211 228H212V227H211ZM17 229H16V230H17ZM31 229H32V227H31ZM31 229H30V231H31ZM103 229H105V227H104ZM106 229H107V228H106ZM108 229H109V228H108ZM155 229H156V228H155ZM170 229H171V228H170ZM177 229H179V227H178ZM177 229H176V230H177ZM198 229H199V228H198ZM202 229H203V228H202ZM9 230H10V228H9ZM16 230H15V231H16ZM95 230H97V229H95ZM99 230H100V229H99ZM157 230H158V229H157ZM159 230H160V229H159ZM159 230H158V231H159ZM172 230H174V229L172 228ZM194 230H195V229H194ZM203 230H204V229H203ZM211 230H212V229H211ZM19 231H20V230H19ZM91 231H92V230H91ZM177 231H179V230H177ZM199 231H200V230H199ZM205 231H207V230H205ZM7 232H8V231H7ZM10 232H11V230H10ZM16 232H17V231H16ZM94 232H95V231H94ZM103 232H105V231H103ZM106 232H107V231H106ZM200 232H201V231H200ZM208 232H209V231H208ZM211 232H212V231H210V233H211ZM12 233H13V232H12ZM21 233H22V232H21ZM96 233H97V231H96ZM99 233H100V232H99ZM171 233H172V231H171ZM175 233H176V232H175ZM175 233H174V236H173V237H176V236L178 237L179 234H175ZM178 233H179V232H178ZM180 233H181V232H180ZM185 233L187 234L186 231H185ZM197 233H198V230H197L196 234H197ZM206 233H207V232H206ZM24 234H25V233H24ZM24 234H23V236H24ZM92 234H93V232H92ZM189 234H192V233L189 232ZM194 234H195V233H194ZM199 234H200V233H199ZM9 235H10V234H9ZM13 235H14V234H13ZM13 235H12V236H13ZM16 235H17V233H16ZM20 235H21V234H20ZM184 235H185V234H184ZM184 235H183V236H184ZM202 235H204V234L202 233ZM208 235H209V234H208ZM17 236H18V235H17ZM26 236H27V235H26ZM28 236H30V235H28ZM171 236H172V235H171ZM183 236H182V237H183ZM187 236H188V235H187ZM189 236L191 237V236H193V235H189ZM195 236H196V235H195ZM199 236H200V235H199ZM5 237H6V236H5ZM10 237H11V235H10ZM20 237H22V236H20ZM20 237H19V238H20ZM105 237H106V236H105ZM166 237H167V236H166ZM182 237H181V238H182ZM8 238H9V237H8ZM13 238H14V237H13ZM15 238H16V237H15ZM28 238H29V237H28ZM178 238H179V237H178ZM178 238H177V239H178ZM196 238H197V237H196ZM23 239H24V238H23ZM26 239H27V237H26ZM96 239H97V238H96ZM103 239H104V238H103ZM182 239H183V238H182ZM193 239H195V238H193ZM197 239H198V238H197ZM200 239H201V237H200ZM205 239H206V238H204V240H205ZM97 240H98V239H97ZM173 240H174V239H173ZM22 241H23V240H22ZM22 241H21V243H22ZM25 241H26V240H25ZM99 241H100V240H99ZM181 241H182V240H181ZM195 241H197V240H195ZM195 241L193 240V242H195ZM202 241H203V240H202ZM207 241H208V239L206 240V243H207ZM16 242H19V241H16ZM183 242H184V241H183ZM200 242H201V241H200ZM168 243H169V242H168ZM168 243H167V244H168ZM189 243H190V242H189ZM198 243H199V240H198ZM96 244H97V243H96ZM175 244H176V243H175ZM180 244H181V243H180ZM183 244H184V243H183ZM196 244H197V243H196ZM201 244H202V242H201ZM201 244H200V245H201ZM203 244H204V243H203ZM203 244H202V245H203ZM24 245H26V242H25ZM172 245H173V244H170V246H172ZM185 245H186V243H185ZM188 245H189V244H188ZM194 245H195V244H194ZM200 245H198V246H200ZM202 245H201V246H202ZM180 246H183V245H180ZM192 246H193V245H192ZM195 246H196V245H195ZM195 246H194V247H195ZM203 246H204V245H203ZM203 246H202V247H203ZM186 247H187V246H186ZM186 247H184V248H186ZM196 247H197V246H196ZM190 248H191V247H190ZM197 248H198V247H197ZM199 248H200V247H199ZM199 248H198V250H199ZM25 249H26V248H25ZM169 249H170V248H169ZM176 249H178V248H176ZM188 249H189V248L187 247V250H188ZM193 249L195 250V248H193ZM200 249H201V248H200ZM19 250H20V249H19ZM172 250H173V247H172ZM181 250H183V249H181ZM181 250L179 249L178 251H181ZM184 250H186V249H184ZM194 250H192V251H194ZM22 251H25V250L22 249ZM175 251H177V250H175ZM175 251H174V252H175ZM178 251H177V252H178ZM190 251H191V250H190ZM192 251H191V252H192ZM200 251H201V250H200ZM253 251H254V250H253ZM255 251H256V250H255ZM182 252H183V251H182ZM187 252H188V251H187ZM191 252H190V254H192ZM196 252H198V251H196ZM17 253H18V252H17ZM175 253H176V252H175ZM175 253L172 254V252H171V254H172L174 257H176V256H175ZM193 253H194V252H193ZM254 253H255V252H254ZM254 253H252L253 256H255ZM18 254H19V253H18ZM23 254H25V253H23ZM179 254H180V253H179ZM185 254H186V253H185ZM185 254H184V255H185ZM188 254H189V253H188ZM196 254H197V253H196ZM198 254H199V253H198ZM14 255H15V254H14ZM20 255H21V254H20ZM202 255H203V254H202ZM256 255H258V250H257V254H256ZM22 256H24V255H22ZM170 256H171V255H170ZM170 256H169V257H170ZM173 256H172V257H173ZM180 256H182V254H181ZM193 256H194V255H193ZM204 256H205V255H204ZM32 257H33V256H32ZM178 257H179V256H178ZM186 257H187V254H186ZM202 257H203V256H202ZM207 257H208V256H205L206 260H207ZM18 258H19V256H18ZM170 258H171V257H170ZM191 258H192V257H191ZM198 258L201 259L200 257H198ZM208 258H211V257H208ZM253 258H254V257H253ZM258 258H259V256H258ZM35 259H36V258H35ZM172 259H174V258H172ZM183 259H184V256H183ZM183 259H182V260H183ZM195 259H197V257H196ZM21 260H22V259H21ZM179 260H180V258H179ZM256 260H258V259H256ZM19 261H20V260H19ZM33 261H34V260H33ZM33 261H32V262H33ZM177 261H178V260H177ZM187 261H189V260H187ZM190 261L192 262L193 260H190ZM190 261H189V262H190ZM198 261H200V260H197L196 263H197ZM204 261H205V260H204ZM254 261H255V260H254ZM28 262H29V261H28ZM38 262H39V261H38ZM194 262H195V261H194ZM177 263H178V262H176L175 264H177ZM180 263H181V261H180ZM185 263H186V262H185ZM202 263H203V261H202ZM206 263H208V262H206ZM32 264H33V263H32ZM36 264H37V263H36ZM171 264H173V263H171ZM178 264H179V263H178ZM188 264H190V263H188ZM253 264H254V263H253ZM257 264H258V262H257Z\"/></svg>",
	"mask_w": 264,
	"mask_h": 264
}]
</instances>
